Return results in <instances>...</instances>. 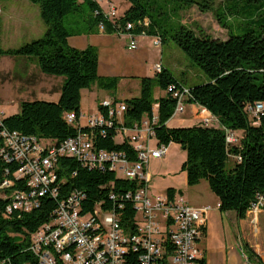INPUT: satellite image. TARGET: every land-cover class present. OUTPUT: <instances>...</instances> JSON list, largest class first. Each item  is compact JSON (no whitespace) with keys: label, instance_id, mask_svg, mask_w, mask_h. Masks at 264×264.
<instances>
[{"label":"trees","instance_id":"16d2710c","mask_svg":"<svg viewBox=\"0 0 264 264\" xmlns=\"http://www.w3.org/2000/svg\"><path fill=\"white\" fill-rule=\"evenodd\" d=\"M32 1L40 4V14L47 25L45 32L17 47L0 46V58L3 54L37 56L42 71L64 75L61 95L57 101L22 100L19 111L1 117L3 125L57 141L75 135L80 129H90L88 125L69 123L64 112L74 110L80 117L82 88L93 84L113 88L118 85L119 77L98 72L99 53L95 45L79 48L69 43L68 37L75 30L68 28L66 18L86 20L89 24L86 30H100V25L103 24L106 32H118L117 22L126 24L128 21L150 16L151 23L146 26L147 33H160L163 41L170 34L209 76L207 82L191 86L193 97L190 101L206 105L218 116L221 125L240 129L243 136L240 145L228 149L222 126L202 122L186 126L168 125L167 120L175 111L176 99L169 91L155 97L154 81L165 90L172 82H183L164 65L161 70L156 71L155 76L140 77V95L124 99L127 103L125 123L133 124L143 115L151 114L154 103L158 102L159 119L154 125L155 137L159 144L178 142L185 146L187 155L182 168L186 170L188 184H196L206 178L219 198V208L234 209L238 217L245 218L258 193H264V115H261L259 123H254L251 113L246 110L248 103L264 99V15L254 18L244 32L230 31L229 37L220 38L197 33L183 22L171 31L161 32L156 19L150 14L152 6L146 5L142 0H131L130 7L115 22L108 18L96 0ZM179 1L181 5L197 3L203 11L212 9L214 4V0ZM227 7L232 13L238 8L237 5L230 4ZM85 8L90 10L86 15L83 13ZM218 15L221 23L228 24L224 11ZM254 21L258 22L255 24ZM135 30L139 33L141 29ZM77 31L82 32L83 29ZM98 106L105 111L103 105ZM95 143L100 147L126 150L129 158L137 159V150L133 145L128 139L117 141L115 130L111 127H107L106 135H98ZM2 144L3 138L0 135V147ZM230 152L240 153L242 159L229 164ZM59 162V173L66 179L63 182L65 189L79 187L86 190L87 199L90 201L88 207L102 198L109 203L111 190L128 189L136 185L132 179L118 177L113 170L82 166L75 157L61 156ZM7 164L9 163L0 159V170ZM167 191L174 194L176 187L170 186ZM4 201L6 200L0 198V207ZM56 203V199L46 196L39 207L20 214L15 213L11 218L3 216L0 211V261L7 259L12 264L36 263L27 248V239L15 232L29 234L35 230L49 217ZM122 209L125 219L135 213L133 205L128 201Z\"/></svg>","mask_w":264,"mask_h":264},{"label":"built area","instance_id":"2783aa9c","mask_svg":"<svg viewBox=\"0 0 264 264\" xmlns=\"http://www.w3.org/2000/svg\"><path fill=\"white\" fill-rule=\"evenodd\" d=\"M112 21H117V7L113 0H96ZM103 2L108 4L104 8ZM3 8L0 5V12ZM151 17L145 16L126 24L117 22L119 33L129 37V47H138L137 35H146ZM104 28L103 24L100 25ZM140 28L137 33L135 29ZM153 43L160 47V33L153 34ZM157 61L155 68L161 70ZM166 91L176 99L175 111L183 112L193 103V113L198 122L222 126L226 146L240 145L243 132L221 125L219 118L206 105L190 101L192 87L172 82ZM98 104V112L89 115L82 124L74 110L64 112L65 119L74 125H88V130H78L75 135L57 141L40 137L3 125L0 115V159L9 164L0 170V198L5 199L0 211L5 217L30 211L42 204L46 196L57 200L49 217L29 234L15 232L28 241L27 248L35 258V264H207L206 250L202 245L207 227L211 203L196 205L177 193H154L150 186L149 162L167 152L166 144L151 143L155 136L154 125L159 115L155 111L145 114L133 124L125 123L127 103L124 99L104 97ZM159 105V103H158ZM254 123L264 115V99L246 105ZM82 114V113H81ZM107 127L115 130V139L129 143L137 150V159L129 158L126 150L100 147L95 143L98 135H106ZM120 136V138H119ZM119 139V140H118ZM229 155L241 160L240 153ZM77 158L82 166L110 169L118 177L135 181V187L111 190L108 201L96 200L91 206L86 190L79 187L66 190L60 175V157ZM18 183V186L15 184ZM130 202L135 213L123 218V207ZM264 211V193L259 192L248 213L251 220L259 221ZM14 233V232H12ZM0 264H12L3 259ZM25 264H31L26 262Z\"/></svg>","mask_w":264,"mask_h":264},{"label":"rangeland","instance_id":"374dc122","mask_svg":"<svg viewBox=\"0 0 264 264\" xmlns=\"http://www.w3.org/2000/svg\"><path fill=\"white\" fill-rule=\"evenodd\" d=\"M146 5H151L150 14L156 19L161 32L171 31L180 22L193 28L197 33L210 34L214 37L227 38L230 31L233 33L244 32L249 23L259 15H264V0H214L213 8L203 11L197 3L181 5L179 0H142ZM117 7L116 16L120 18L131 5V0H113ZM104 8L108 4L103 2ZM237 5L234 13L230 12L228 5ZM3 10L0 12L1 29L0 45L2 48L17 47L21 44L41 36L40 28L47 27L40 14V4L32 0H0ZM23 12L22 22H18L14 13L15 9ZM90 12L85 8L83 13ZM224 11L228 24L220 21L218 13ZM223 14V13H222ZM77 18V17H73ZM81 19V15H79ZM255 24L258 21H254ZM69 29L75 30L69 35L70 44L84 48L90 44L97 47L99 53L98 72L108 76H118L119 83L113 88H103L98 84L82 88L81 110L84 115L82 124L96 109L105 93L126 98L141 93L140 77L155 76V63L161 61L184 84L191 86L207 82L209 76L185 52V50L170 36L167 35L160 47L153 43V34L137 35L138 47L130 48V39L124 33L117 31L106 32L100 30H86L89 25L86 20H73L66 18ZM252 24V23H251ZM77 29H83L78 32ZM103 32H100V31ZM125 35V36H124ZM32 56V58H28ZM13 57V58H11ZM18 66L14 70V61ZM2 68L9 78L4 79L2 85V98L0 109L4 110L3 116L17 112L21 109L22 100L46 99L57 101L61 95L62 84L57 81L55 89L44 91L39 82L27 84L24 78L26 71L37 74L39 71L52 77L64 75L49 74L41 70L38 58L35 55L10 54L3 58ZM16 73H15V72ZM6 74V75H7ZM6 78V77H4ZM165 94L154 81V96ZM158 95V96H156ZM168 125L186 126L197 123V117L192 115L188 106L183 112L178 111L172 116ZM120 138V136H119ZM119 140V139H118ZM151 142L154 144L155 139ZM171 143V142H170ZM185 148L178 142H173L162 157L151 158L149 170L151 173L150 186L154 193H163L168 187L174 186L181 190L190 200L204 199L212 205L216 203V194L209 186L208 180L203 178L196 184H188L186 170L182 164L186 158ZM235 157L230 156L229 164H233ZM209 219V233L202 241L206 246L210 264H224V249L237 246L243 252V262L229 264H264V211L259 213L258 223L251 220L252 213L240 220L236 210H213ZM254 253H253V252ZM234 261V260H232Z\"/></svg>","mask_w":264,"mask_h":264},{"label":"crops","instance_id":"0c3cea01","mask_svg":"<svg viewBox=\"0 0 264 264\" xmlns=\"http://www.w3.org/2000/svg\"><path fill=\"white\" fill-rule=\"evenodd\" d=\"M15 9V8H14ZM14 13H15V15L17 16V18H15V19H18L19 18V21L18 22H22V20H23V17H21L22 15H23V12L22 11H20V9H15L14 10ZM1 18V17H0ZM1 23H2V21H1ZM46 28L47 27H45V28H43V26L40 28V31H42V33H44L45 32V30H46ZM100 32H103L102 30L100 31ZM125 36V35H124ZM1 46V45H0ZM2 47V46H1ZM10 54H3L2 56H1V58H0V71H1V84H0V106H1V103L3 102V98H2V85H3V81H4V79H7V78H9V76H8V74L6 75L5 74V72H4V70H3V68H2V61H3V58L4 57H7V56H9ZM11 58H13V57H11ZM28 58H32V56H29ZM17 66H18V62H17V60H15L14 61V66H13V68H14V70L17 68ZM15 72V71H14ZM16 73V72H15ZM4 77H6V78H4ZM24 78H27V84L28 83H30L31 85H32V83H35V82H39L40 83V87L44 90V91H52L53 89H55V87H56V84H57V81H60L61 82V84L63 83V81H64V78L63 77H52V76H48V75H46L45 73H43V72H41V71H39L37 74H35L34 72H32V71H29V70H27L26 71V75H25V77ZM57 85H59V84H57ZM191 86H193V85H191ZM165 92H166V90H165ZM163 95V94H162ZM107 96H112V97H115V98H118V99H124V98H119L118 96H115V95H111V94H107V93H105V96H103V98L104 97H107ZM156 96H158V95H156ZM102 99V98H101ZM100 99V100H101ZM100 100H99V102H100ZM98 102V103H99ZM98 103L96 104V107H95V111L93 112V113H96V112H98ZM193 103H191V104H188V106H190L191 107V111H192V115L193 116H195L194 115V113H193V110H192V108H193ZM1 107H3V106H1ZM4 108V107H3ZM154 108H155V111L156 112H158V108H159V105H158V102H155L154 103ZM81 112H82V110H81ZM2 113H4V110L3 109H0V115H2ZM14 113V112H13ZM176 113H174L173 115H175ZM84 115H85V113H83L82 112V114H81V117H80V121H81V119L82 120H84ZM3 116V115H2ZM197 117V116H196ZM173 117H171L170 119H172ZM170 119H168L167 120V124H168V122L170 121ZM197 120H198V118H197ZM87 121V120H86ZM86 121L84 122V123H86ZM199 121V120H198ZM197 121V122H198ZM82 123V122H81ZM83 123V124H84ZM155 139V143H158L157 142V139H156V137L154 136V137H151V140L152 139ZM152 143V142H151ZM154 143V144H155ZM173 142H171L168 146H167V148L169 147V146H171V144H172ZM153 144V143H152ZM154 158V157H153ZM159 158V157H158ZM150 163V162H149ZM176 191H177V193H179V194H181V195H183V196H185L184 194H183V192L181 191V190H179V189H177L176 188ZM216 197H217V201H216V203L215 204H213L212 205V208L210 209V212H209V215H208V219H207V227H206V231H205V235H204V237H203V239H205V237L206 236H208V233H209V219L211 218V214H213V210H220V208H219V198H218V196L216 195ZM185 198L186 199H188L186 196H185ZM188 201H190L189 199H188ZM206 200H204V199H192V201H190L191 203H194V204H196V205H202V204H206V203H210V202H205ZM237 214V213H236ZM240 218V217H239ZM242 219H244V218H240V220H242ZM203 247H204V249L206 250V261H207V264H210L209 263V261H210V259H209V257H208V254H207V248H206V246H204L203 245ZM232 260H234V261H232ZM229 261H230V263H232V262H237V263H239V262H243V252L241 251V250H239V248L237 247V246H232V247H230V248H226V249H224V264H229Z\"/></svg>","mask_w":264,"mask_h":264},{"label":"water","instance_id":"95a60500","mask_svg":"<svg viewBox=\"0 0 264 264\" xmlns=\"http://www.w3.org/2000/svg\"><path fill=\"white\" fill-rule=\"evenodd\" d=\"M185 147V146H184Z\"/></svg>","mask_w":264,"mask_h":264}]
</instances>
